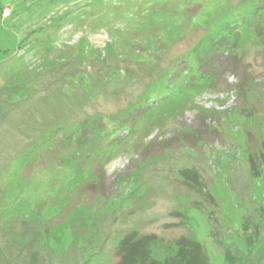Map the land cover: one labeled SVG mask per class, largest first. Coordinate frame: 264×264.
I'll return each mask as SVG.
<instances>
[{"label": "rangeland", "instance_id": "rangeland-1", "mask_svg": "<svg viewBox=\"0 0 264 264\" xmlns=\"http://www.w3.org/2000/svg\"><path fill=\"white\" fill-rule=\"evenodd\" d=\"M129 232L264 264V0H0V264Z\"/></svg>", "mask_w": 264, "mask_h": 264}, {"label": "trees", "instance_id": "trees-1", "mask_svg": "<svg viewBox=\"0 0 264 264\" xmlns=\"http://www.w3.org/2000/svg\"><path fill=\"white\" fill-rule=\"evenodd\" d=\"M5 12H7V14ZM9 14V9L4 8L3 15L9 16ZM227 42L228 41H226V43ZM218 48L222 50L223 46H218ZM210 51L211 49L209 50V52ZM222 52L223 54H225L224 51ZM228 55L229 54H227V56ZM211 74L213 76V72H211ZM260 175L261 174H254L256 178L260 177ZM210 236H213L211 232ZM151 237L153 236H138L134 232H129L128 234L124 235L116 246V255L118 256L116 264H211L210 257L208 256V253L205 250V246L201 242L187 238H184L181 242L178 243V248L176 250L177 253L175 254V256H169L168 259L164 257L163 259L160 257L157 258L154 256V254L151 253ZM245 249L247 248H244V250ZM233 253L234 251L231 250L230 254ZM241 253L242 251H237L236 254L240 255ZM231 259L232 261L234 260L233 257H231Z\"/></svg>", "mask_w": 264, "mask_h": 264}, {"label": "built area", "instance_id": "built-area-1", "mask_svg": "<svg viewBox=\"0 0 264 264\" xmlns=\"http://www.w3.org/2000/svg\"><path fill=\"white\" fill-rule=\"evenodd\" d=\"M7 14V12H5Z\"/></svg>", "mask_w": 264, "mask_h": 264}]
</instances>
